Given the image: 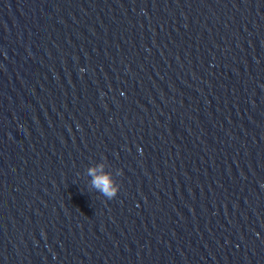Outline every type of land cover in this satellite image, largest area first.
<instances>
[{"label":"water","instance_id":"95a60500","mask_svg":"<svg viewBox=\"0 0 264 264\" xmlns=\"http://www.w3.org/2000/svg\"><path fill=\"white\" fill-rule=\"evenodd\" d=\"M0 264H264V0H0Z\"/></svg>","mask_w":264,"mask_h":264},{"label":"clouds","instance_id":"9594fccd","mask_svg":"<svg viewBox=\"0 0 264 264\" xmlns=\"http://www.w3.org/2000/svg\"><path fill=\"white\" fill-rule=\"evenodd\" d=\"M90 174L93 175V184L104 191V194L107 195L109 198H112L116 195V192L119 190V186L116 185L114 182L111 181V178H105L103 176H98L96 174V170L90 169Z\"/></svg>","mask_w":264,"mask_h":264}]
</instances>
